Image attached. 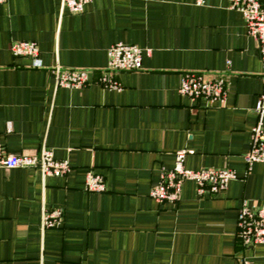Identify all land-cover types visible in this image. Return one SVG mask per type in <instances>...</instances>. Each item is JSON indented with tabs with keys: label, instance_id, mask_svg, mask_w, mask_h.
<instances>
[{
	"label": "crops",
	"instance_id": "obj_1",
	"mask_svg": "<svg viewBox=\"0 0 264 264\" xmlns=\"http://www.w3.org/2000/svg\"><path fill=\"white\" fill-rule=\"evenodd\" d=\"M17 41L36 43L39 67L10 53ZM115 43L141 49V69L114 73L119 89H107L99 71ZM54 66L89 71L86 84L56 87ZM261 72L227 0H90L79 14L60 0L0 3L1 145L44 147L69 166L0 168V264H264V245L242 246L235 226L242 200L264 206V163L244 160ZM183 73L222 76L223 104L180 96ZM182 149L185 169L235 178L203 195L184 181L177 201L155 202L151 187ZM87 171L104 192L84 191ZM43 209H60V225L41 230Z\"/></svg>",
	"mask_w": 264,
	"mask_h": 264
},
{
	"label": "built area",
	"instance_id": "obj_2",
	"mask_svg": "<svg viewBox=\"0 0 264 264\" xmlns=\"http://www.w3.org/2000/svg\"><path fill=\"white\" fill-rule=\"evenodd\" d=\"M5 0H0V3ZM90 0H60L61 9L70 14H79ZM195 5L203 0H194ZM227 9L238 12L244 23L245 33L256 43L261 63L262 91L256 98L253 108L255 123L250 129L249 149L244 156L247 166L252 163H264V9L258 0H227ZM10 53L15 57H26L33 67H39L38 49L32 41H17L9 44ZM141 49L133 45L115 43L106 51V65L99 71V84L107 89H119L114 80V73L131 72L141 69ZM55 86L67 89L81 88L86 84L89 71L83 69H61L54 66L49 69ZM225 83L222 76H206L201 73H183L180 76L177 92L192 101L203 99L210 103L222 105L225 101ZM189 151L182 149L174 153L171 169L161 172L160 180L151 187L149 197L157 203H174L177 201L181 184L191 181L195 193L217 194L226 188L227 183L235 178L230 169L188 170L183 166ZM0 168H35L45 176H63L69 171L65 161H56L50 150L42 147L35 154L13 155L6 153L0 142ZM84 191L102 193L105 184L102 178L87 171L84 176ZM60 209L42 210L40 229H51L60 225ZM236 237L242 246L264 245V206H255L242 200L236 213Z\"/></svg>",
	"mask_w": 264,
	"mask_h": 264
}]
</instances>
